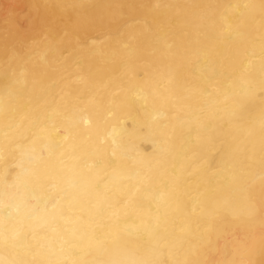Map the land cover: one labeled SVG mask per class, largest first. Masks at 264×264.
<instances>
[{
  "label": "bare ground",
  "instance_id": "6f19581e",
  "mask_svg": "<svg viewBox=\"0 0 264 264\" xmlns=\"http://www.w3.org/2000/svg\"><path fill=\"white\" fill-rule=\"evenodd\" d=\"M0 264H264V0H0Z\"/></svg>",
  "mask_w": 264,
  "mask_h": 264
}]
</instances>
